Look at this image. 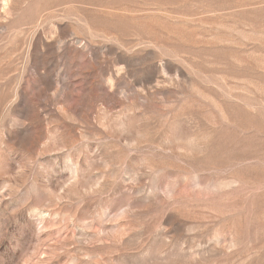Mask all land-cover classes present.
<instances>
[{
	"label": "rangeland",
	"instance_id": "374dc122",
	"mask_svg": "<svg viewBox=\"0 0 264 264\" xmlns=\"http://www.w3.org/2000/svg\"><path fill=\"white\" fill-rule=\"evenodd\" d=\"M0 264H264V0H0Z\"/></svg>",
	"mask_w": 264,
	"mask_h": 264
}]
</instances>
